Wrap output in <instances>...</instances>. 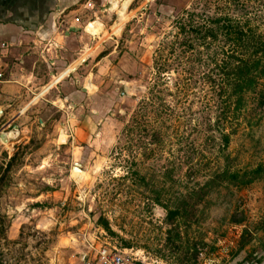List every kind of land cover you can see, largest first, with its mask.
Here are the masks:
<instances>
[{
	"label": "rangeland",
	"instance_id": "374dc122",
	"mask_svg": "<svg viewBox=\"0 0 264 264\" xmlns=\"http://www.w3.org/2000/svg\"><path fill=\"white\" fill-rule=\"evenodd\" d=\"M80 3L89 48L56 81L90 56L13 122L19 132L0 129V264H98L102 249L264 264V76L237 117L233 100L223 109L216 67L231 46L202 41L186 15H227L264 43V0Z\"/></svg>",
	"mask_w": 264,
	"mask_h": 264
},
{
	"label": "crops",
	"instance_id": "0c3cea01",
	"mask_svg": "<svg viewBox=\"0 0 264 264\" xmlns=\"http://www.w3.org/2000/svg\"><path fill=\"white\" fill-rule=\"evenodd\" d=\"M85 1L0 0V116H9L0 129L8 124L19 132V123L13 122L21 120L25 111L41 100L47 101L56 84L66 85L69 81L64 82V76L75 73L90 56L88 51L78 65L56 81L54 77L89 48V33L84 30L87 20L76 13V6ZM49 82L51 85L45 87ZM73 93L66 92L65 96ZM62 97L59 94L49 103L56 106ZM0 133L4 138L6 133Z\"/></svg>",
	"mask_w": 264,
	"mask_h": 264
},
{
	"label": "trees",
	"instance_id": "16d2710c",
	"mask_svg": "<svg viewBox=\"0 0 264 264\" xmlns=\"http://www.w3.org/2000/svg\"><path fill=\"white\" fill-rule=\"evenodd\" d=\"M188 16H197L201 23H198L200 36L203 39L208 38L211 40H217L218 35H222L224 42L230 44V48L222 50L223 54L220 63L217 64V75L219 76L221 102L223 109L228 108L230 103L233 104L230 108L232 116L238 115V111L243 102L242 94L245 90H251L254 87L255 82L261 76H264V60L261 55L264 56V43L261 41L253 40L248 33L245 32L239 22L228 17L227 15H219V17L211 18L210 16L197 15L193 11L186 12ZM190 22L192 21L189 20ZM210 23V24H206ZM201 24V25H199ZM190 31L196 30L195 26L191 23L187 26ZM191 28V29H190ZM180 29L184 30V28ZM209 42H204L208 45ZM190 47V44H189ZM191 49V48H189ZM232 60H234L232 62ZM236 119V118H235ZM227 134H222V141L225 145L227 143ZM260 169L256 167L251 172H258ZM237 173H230L229 178H234ZM249 179L246 180V182ZM244 182V180H243Z\"/></svg>",
	"mask_w": 264,
	"mask_h": 264
},
{
	"label": "built area",
	"instance_id": "2783aa9c",
	"mask_svg": "<svg viewBox=\"0 0 264 264\" xmlns=\"http://www.w3.org/2000/svg\"><path fill=\"white\" fill-rule=\"evenodd\" d=\"M98 264H146L140 260L130 257L126 252H117L102 249L98 251Z\"/></svg>",
	"mask_w": 264,
	"mask_h": 264
},
{
	"label": "water",
	"instance_id": "95a60500",
	"mask_svg": "<svg viewBox=\"0 0 264 264\" xmlns=\"http://www.w3.org/2000/svg\"><path fill=\"white\" fill-rule=\"evenodd\" d=\"M0 135H1V133H0Z\"/></svg>",
	"mask_w": 264,
	"mask_h": 264
},
{
	"label": "bare ground",
	"instance_id": "6f19581e",
	"mask_svg": "<svg viewBox=\"0 0 264 264\" xmlns=\"http://www.w3.org/2000/svg\"><path fill=\"white\" fill-rule=\"evenodd\" d=\"M3 137V136H2Z\"/></svg>",
	"mask_w": 264,
	"mask_h": 264
}]
</instances>
